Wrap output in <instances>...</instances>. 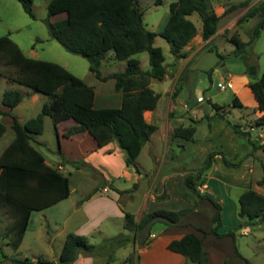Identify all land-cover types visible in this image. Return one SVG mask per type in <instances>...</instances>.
Listing matches in <instances>:
<instances>
[{
    "label": "trees",
    "instance_id": "obj_1",
    "mask_svg": "<svg viewBox=\"0 0 264 264\" xmlns=\"http://www.w3.org/2000/svg\"><path fill=\"white\" fill-rule=\"evenodd\" d=\"M24 10L33 18L32 0H19ZM253 0L230 6L229 12L238 6H247ZM161 0H155V4ZM48 15L45 23L49 35L58 41L68 52L80 55L89 62V70L100 80L112 78L114 88L121 92L120 107H94V87L85 83L58 63L26 56L10 36H0V75L10 78L14 83L31 89L34 92L48 96L41 112L26 122L21 123L11 113L23 99L19 89H8L2 96V104L8 111L0 112L12 117V127L15 136L0 155V204L13 212V222L9 225L7 234L12 247H19L33 210H41L64 198L70 193L68 177L57 168L48 165L44 156L33 145L36 135L43 132L44 116L52 118L64 115L71 118L75 124L66 129L68 136L88 132L99 147L116 140L125 153L127 166L139 171L137 157L142 147L149 140L156 126L148 123L144 112L157 106L159 95L151 88L150 79L163 80L167 73L165 56L162 49L154 45V37L160 35L169 43L170 52L175 59L185 57V46L197 33L194 22L189 18L197 13L202 21V39L207 40L217 31L220 16L216 14L210 0H176L170 4L169 19L165 27L157 34L143 23V12L136 0H49ZM65 14L64 17L54 16ZM257 18L249 41H243L234 31L227 40L234 45V53L246 58L247 45L252 44L264 28V0L249 7L237 19L241 24L246 19ZM113 51L115 60H125L126 68L102 76L100 66L107 52ZM147 52L149 69L142 70L140 61L135 57L138 53ZM220 59L223 56L218 53ZM12 66L13 71L5 73L2 66ZM210 73V72H209ZM245 74L252 77L248 87L256 102V108L262 114L255 120V125H264V71L258 77L257 65L246 62ZM233 105L242 106L238 97L233 98ZM215 109L219 105L213 104ZM230 124V121H228ZM238 130V125H233ZM195 127L177 126L173 129V138L187 141L193 139ZM5 126L0 124V137ZM57 132V130H56ZM57 134V133H56ZM58 135V134H57ZM264 150V140L257 146ZM217 154L210 152L202 170L209 168ZM226 164L231 165L228 161ZM264 169V167H263ZM202 170L197 176L188 175L185 180L188 187L194 190L200 199H207L215 208L212 216L213 227L209 230L195 226L198 232H188L179 239L172 240L167 248L182 254L189 264H214L208 260V252L204 246V237L208 234L221 236L218 233L222 225V206L213 197L201 194L198 186L201 183ZM257 184L264 185V173ZM197 204L188 209L167 210L156 209L145 213L139 221H135L130 212L124 213V228L140 233L155 222L180 224L182 219L192 211ZM238 215L250 224L258 220L264 221V195L249 188L238 198ZM225 235L234 236L230 229ZM148 241V239H147ZM147 243V242H146ZM96 247L87 238L73 232L67 233L57 264L73 263L80 252L93 255ZM0 252L7 257L0 245ZM235 254L243 257L237 249ZM14 263L30 264L29 259L11 258ZM41 264L49 261L38 258ZM113 261L108 258V263ZM132 264L128 257L121 264ZM216 264H227L226 261Z\"/></svg>",
    "mask_w": 264,
    "mask_h": 264
},
{
    "label": "rangeland",
    "instance_id": "obj_2",
    "mask_svg": "<svg viewBox=\"0 0 264 264\" xmlns=\"http://www.w3.org/2000/svg\"><path fill=\"white\" fill-rule=\"evenodd\" d=\"M136 1L143 12V23L146 28L158 34L168 22L170 4L176 0H161L157 4L155 0ZM236 1L238 0H210L213 4L221 2L225 6L235 4ZM262 1L253 0L252 5ZM48 2L49 0H32V9L35 14L33 18L24 10L19 0H0V36L8 34L26 56L60 64L88 85H92L96 92L103 90L106 93H115L113 79L100 81L94 73L90 72L86 58L68 52L58 41L50 37L45 23ZM237 13L238 11L230 12V19ZM59 17H62V14L53 19ZM195 17H199L197 13L189 16L191 20ZM257 20V18L246 19L241 25L235 23L230 30H225L222 35L198 51L178 75L171 72L161 81L150 79L149 82L151 88L159 95V99L155 109L146 113V117L151 118L156 126L153 133L156 144L153 145L156 146L157 156L161 161L155 163L147 158V148L140 154L138 161L144 165L151 163L153 168H157L160 164L161 172L176 169L197 176L210 152L220 156L216 159V155L211 166L202 170L201 175L202 178L211 170V174L216 179L211 180L210 187L214 190L215 199L220 200L222 206V225L218 228V232L222 235L208 234L204 239L205 249L210 253L208 260L214 264L227 262L228 258H230L228 259L230 264H248L246 260L235 254V249L251 264H264V221L258 220L257 223L250 224L238 215V198L244 190L251 188L264 195V185L257 184L264 173V150L257 147L264 140V125H255V120L262 111L257 110L251 90L244 84L245 77L249 81L253 79L245 74L246 62L257 65L255 78L264 71V28L261 29L255 41L247 45L246 58L235 54L234 45L227 41V37L234 31L243 41H249ZM197 26H200L199 20ZM154 45L162 49L167 68L170 70L174 67L176 60L170 52L167 40L158 34L154 37ZM218 53L223 56V59H220ZM112 55L113 51H108L107 57L102 61L100 66L102 75L110 71L125 70L127 64L125 60H114L109 64ZM135 57L139 59L142 70L149 69L147 52L138 53ZM1 69L7 74L13 71V67L7 65L2 66ZM220 84L224 86L223 89L220 88ZM12 85H16L23 94L25 91H32L16 83L3 81L0 77V108L3 106L1 100L4 91L17 89ZM235 95H238L242 106L233 105ZM40 97L41 103L43 100H48L45 94L40 93ZM199 97L201 100H198ZM29 100L30 98L24 94L22 105L26 106ZM41 103L33 107H23L21 113L17 109L16 113L24 118L35 117L41 112ZM213 104L219 105L220 108L215 109ZM2 117L0 112V123ZM235 124L238 125V130L233 127ZM177 126L195 127L193 139L187 141L173 138L172 132ZM7 138L8 135H5L0 145ZM37 138L43 142V145L33 144L46 159L53 163L52 160L58 158L59 151L51 118L46 120L43 133ZM225 160L231 165L226 164ZM57 164L58 162L53 163L55 168ZM82 165L88 171L87 182L99 187L106 185L99 170L92 169L84 163ZM66 167L72 168L69 165ZM118 169L123 170V166L118 164ZM166 182L170 184V187L175 185L176 191L190 204L197 199L194 191L181 187V182L180 186L176 185L178 181L175 179ZM184 182L186 183V180ZM115 184L116 186L129 184L132 187V181L123 183L119 180L115 181ZM154 185L161 188V179L156 180ZM81 191L73 193V199L76 202H80L82 198ZM138 200L134 202L131 199H127L126 202L124 200L126 210L135 212ZM98 208H101V205ZM214 212L213 205L204 201L198 210L191 213L189 221L209 230L214 225L212 222ZM13 219L12 210L0 204V245L7 255L4 257L0 252L1 264H22L12 262L8 256L19 260L27 258L31 261L30 264H41L37 259L40 258L38 252L42 249L44 256L50 260H56L55 255L59 252L62 241L56 238L54 243L49 245L47 240L52 235L50 230L49 234L43 232L42 238L38 241L35 240L34 235L28 233L22 245L17 248L12 247L7 231ZM124 221V219L119 220L118 217H112L110 220L101 218L83 235L96 247L93 255L99 262L105 258V260L112 258L124 262L131 257L132 264H139V249L146 246L147 239L151 237L146 233L136 234L125 229ZM230 229L235 237L225 235ZM189 230L198 233L193 227ZM33 257H36L34 261H32ZM189 264L198 263L190 262Z\"/></svg>",
    "mask_w": 264,
    "mask_h": 264
},
{
    "label": "crops",
    "instance_id": "obj_3",
    "mask_svg": "<svg viewBox=\"0 0 264 264\" xmlns=\"http://www.w3.org/2000/svg\"><path fill=\"white\" fill-rule=\"evenodd\" d=\"M244 1L245 0H238L236 1L237 3L231 5L229 4L227 6H225L221 2H218L216 4H213L211 2L214 11L217 15L220 16V20L218 23L217 31L207 40H203L201 36L202 21L200 17H195V19H193L192 21L196 26L197 33L193 37V39L185 46V57L175 59L176 61L174 62V67L170 68V70L167 68L168 73L174 72L175 75L181 73L184 67L190 62V60H192L193 57L196 56L198 51L202 50L207 44L215 40L218 36L222 35L225 30H230V28L233 27L236 23L237 19L246 12V10L253 4V2L247 6H238L229 12H227L226 10L230 6L238 5ZM232 11H238V13L232 16V18L230 19V12ZM64 16L65 14L62 13V17ZM198 20L200 21V26H197ZM114 60L115 59H113L112 55L109 64ZM112 73L115 72L110 71L105 75H101L107 76ZM167 76L168 75H166V77ZM0 77L3 81L13 82L8 77H4L1 75ZM248 83L249 80L245 77L244 84L248 86ZM12 87L18 89L16 85H12ZM94 92V107H120L122 99L121 92L116 90L114 91L115 93H106L103 90L96 92L95 88ZM24 94L27 95L28 98H30V100L26 103V106L22 105L24 101L23 97L22 101L11 110V113H13L21 123L26 122L30 118H24L22 115L16 113V110L19 109L18 112L21 113V109L23 107H33L41 103L40 93L34 91H25ZM199 99L200 97L198 98V100ZM45 102L46 101L43 100V102L40 104L41 108ZM0 109L2 111L9 110L4 105ZM153 110L145 111L144 118L148 123L154 125L153 120L151 118L147 119L146 117V113L152 112ZM2 116V122L0 124H3L5 126V131L0 137V141L2 138H4L5 135H8V138L4 141V143L0 145V155L15 136V131L12 127V117L8 114H2ZM46 118H51L54 130L55 132L57 130L56 133L58 134H56V136L58 139L59 155L57 159L52 161H54L53 163L58 162L57 169L68 177L70 193L66 198L46 208L31 211L26 231L24 232L20 245L23 244L28 233L34 235L35 240L38 241L40 238H42L43 232L49 234L50 230L52 232V235L47 240L48 244H53L54 240L56 238H59L60 241H62L61 243L63 246L65 237L69 232H73L79 235H85L93 226H95L93 225V223L100 220L101 218L110 220L112 217H118L119 220L124 219V213L129 212L126 210V205L123 204L124 200L126 202L127 199H131L133 202L136 199H139V203L137 204L135 212H130L134 215L135 221H139L145 213L156 209L181 210L188 209L193 206V203L190 204L181 194L176 191L175 185L170 187V184L166 182L170 179H175L178 181V184L176 185L180 186L181 182L182 188L187 187L189 190H192L184 182L185 178L191 174H188L186 171H178L176 169L161 172L159 166L160 164L157 166V168H153L151 166V163L150 165H144L138 161L140 154L144 151L145 148H147V158L153 160L155 163H157L159 160L161 161V159L157 156V151L155 148L156 146L153 145L156 144L153 140V133L155 131L151 134L149 140L142 147L140 154L137 157L136 161L139 167V171H136L133 167L126 165V153L122 148H120L118 141L114 140L103 147H99L95 139L88 132H80L71 136H68L66 134V129L75 124V122L71 118H68L64 115H58L55 118L44 116V124L47 120ZM41 134L36 135L35 139L32 141V145L34 147L35 145L33 143L43 145V142L37 138ZM219 158L220 156L217 155L216 159ZM45 162L52 167H56L46 158ZM82 163L92 169L99 170L102 177L104 178V181L106 182V185L103 187H99L95 186L91 182H87L86 180H89L88 171L82 165ZM118 164L123 166V170L119 171ZM67 165L72 166V168H67ZM213 176L214 175L211 174V170L209 173L204 175L201 178V183L198 186V191L201 194L211 196L215 199L213 195L214 190L210 187L211 180L215 178V176ZM158 179H161V188H158L154 185L155 181ZM119 180L123 183L132 181V187L129 186V184L116 186L115 181ZM81 187L83 188L81 189ZM78 190H82V198L80 202H76V200L73 199V193L77 192ZM138 196L140 197L138 198ZM196 198L197 204L195 205V207H193L192 211L182 219L180 224H166L163 222H155L148 229L140 232L143 234L146 233V235L149 234V237L151 238L148 239V244L146 246L139 249V264H184L187 262L186 258L182 254L169 250L167 246L172 240L179 239L186 233L190 232V227H193L195 229V226H200L191 223L189 221V217L192 212H195L199 209V207L203 205L204 201L209 202V200L200 199L198 196ZM218 202L220 203V200ZM99 205H101V208H98ZM62 246L59 252H57L55 255L56 260H50L49 258L44 256L43 249L38 252V255H40L38 257L49 261L50 264H57ZM209 256L210 253L208 252V257ZM8 258L13 257L8 256ZM35 259L36 257H33L32 261H34ZM105 259H102V261L99 262L94 255L80 252L77 259L71 264H109L110 262H107L108 258L107 260ZM228 259H226L227 264H230ZM113 261H117V259H113Z\"/></svg>",
    "mask_w": 264,
    "mask_h": 264
},
{
    "label": "water",
    "instance_id": "obj_4",
    "mask_svg": "<svg viewBox=\"0 0 264 264\" xmlns=\"http://www.w3.org/2000/svg\"><path fill=\"white\" fill-rule=\"evenodd\" d=\"M259 222H262V219H260ZM109 264H121V262L120 261H111Z\"/></svg>",
    "mask_w": 264,
    "mask_h": 264
},
{
    "label": "built area",
    "instance_id": "obj_5",
    "mask_svg": "<svg viewBox=\"0 0 264 264\" xmlns=\"http://www.w3.org/2000/svg\"><path fill=\"white\" fill-rule=\"evenodd\" d=\"M220 88H221V89H223V88H224V86H223L222 84H220ZM199 100H201V99H199Z\"/></svg>",
    "mask_w": 264,
    "mask_h": 264
}]
</instances>
